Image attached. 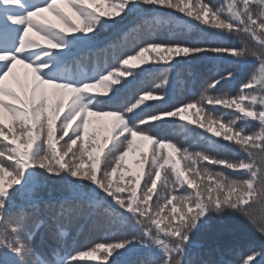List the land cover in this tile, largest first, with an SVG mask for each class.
<instances>
[{
	"label": "snow or ice",
	"instance_id": "snow-or-ice-1",
	"mask_svg": "<svg viewBox=\"0 0 264 264\" xmlns=\"http://www.w3.org/2000/svg\"><path fill=\"white\" fill-rule=\"evenodd\" d=\"M146 11L154 15L143 17L144 23L170 24L177 19L172 15L175 11L189 18L184 20L189 28L196 21L213 29L208 33L213 38L248 37L253 43L239 48L200 42L140 43L111 67L98 65L91 73L71 70L68 58L74 49L96 42L105 31ZM137 28L130 26L122 37L127 40L128 33ZM153 53L159 57L156 62L164 64L172 57L195 59L201 54L227 53L236 64L255 61L258 65L235 95L221 93L217 87L221 80L233 78L228 72L210 82L200 100L145 116L152 107L146 102L163 99V93L143 91L133 98L121 93L142 74L159 71L142 67L150 63L146 54ZM18 64L29 70L23 83L14 71ZM167 83L165 77L156 88ZM219 108L226 111L217 116ZM191 109L207 113L195 122L203 129L195 135L210 150L243 152L246 157L193 153L167 140L163 133L174 124L170 118ZM227 110L239 115L225 120ZM88 116L107 118L111 123L90 130L93 122ZM251 122H257L258 129L250 133L246 129ZM181 127L194 133L187 125ZM61 140L64 144L58 147ZM138 142L153 146L151 158ZM134 151H139L141 160L128 188L123 186V174L119 181L115 177ZM41 172L65 181L90 208L140 235L68 255L53 252L52 260L38 257L33 262L31 257L38 254L31 246L27 215L23 209L14 212L13 201L17 194L31 190ZM153 196L155 205L150 203ZM169 205L170 212L161 217ZM226 211L246 218L264 235V0H226L219 5L206 0H0V264H75L84 258L107 261L114 252L111 264H120V257L132 253L137 245L150 251L154 264H185L193 231L207 215ZM253 259L249 255L244 264ZM256 264H264V256Z\"/></svg>",
	"mask_w": 264,
	"mask_h": 264
},
{
	"label": "trees",
	"instance_id": "trees-1",
	"mask_svg": "<svg viewBox=\"0 0 264 264\" xmlns=\"http://www.w3.org/2000/svg\"><path fill=\"white\" fill-rule=\"evenodd\" d=\"M206 2L219 5L226 2V0H206ZM160 11L166 10L161 9ZM44 15L48 16L49 19H54L49 13ZM153 15L154 13L146 11L129 17L113 29L105 31L99 40L92 43L104 41L103 45L99 48L84 50L82 55L69 62L71 70L89 72L98 65L100 67H111L121 55L130 54L133 46L140 43L200 42L205 46L237 48L253 43L248 37L238 38L232 36L223 40L213 38L208 35V33L214 31L213 29L196 21H193V27L189 28L184 25V20L189 18L175 11L172 12V15L177 19L170 24H157L154 21L144 23L143 17ZM130 26H138L137 31L128 33L127 40H125L121 33L127 31ZM115 28L122 29L118 35H115ZM111 36H113L112 39L108 40ZM77 49H74L73 52ZM213 56L216 58H211ZM146 58L149 59L150 63L143 64L142 67L159 69V71L142 74L121 93L124 98L136 97L138 93L142 94L143 91H155L156 94L163 93V99L146 102L151 104L152 107L144 113L145 116L160 111H171L181 105L200 100L208 84L215 79H220L221 76L226 77L228 72L233 73V78L221 80V84L217 87L221 93L235 95L239 92L241 85L247 82L258 65V62L255 61L248 65L236 64L233 62L234 58L227 53L209 54L208 56L201 54L195 59L172 57L168 64L157 63L156 60L159 57L155 53L151 56L146 54ZM177 59L186 60V62L177 63ZM140 70L138 68L135 71L139 72ZM28 71V69L22 67L17 74L21 83L24 82L25 73ZM165 77L168 80L167 85L157 89L156 85L162 84ZM128 79L133 78L128 77ZM13 86L15 87L14 84ZM205 107L212 106L205 105ZM225 111L219 108L215 115L220 116ZM227 111L228 114L223 117L225 120L239 115L234 110ZM206 115V112L197 114L195 109L180 113L178 116L170 118L174 124L163 135L181 149L187 148L193 153L204 151L213 156L229 159L245 158L246 153L243 152L234 155L231 151H212L204 141L195 135L196 132L203 131L195 122L206 117ZM180 116H183L184 119L181 120ZM61 119H63V116H61ZM88 120L93 122L90 123V130L93 127H102L111 123L107 118L94 116H88ZM189 120L194 121V123L188 124ZM59 123L60 121H57V125ZM181 125L193 128L194 133H187ZM257 129L258 123L251 122V126L246 130L251 133ZM71 134L70 131L69 135ZM204 134L211 135L206 132ZM59 135L58 132L57 136L59 137ZM213 139H219L220 143L229 148L235 147L220 138L213 137ZM64 140H67V137ZM64 140L59 141L58 147L64 144ZM138 145L140 150L148 152L149 158H151L150 148L153 146H148L144 142H138ZM140 160L139 151L130 153L117 172L115 180L119 181L121 174H123V186L130 188L133 178L139 172ZM184 163L181 159L182 166ZM209 167L213 170H224L237 178H246V176L239 173L222 169V166L209 165ZM145 172H147V165H145ZM189 176H191V173H189ZM5 182H10V178L5 177ZM183 190L181 189V191ZM9 191H12V189H9ZM157 191L160 192V182H158ZM155 201L156 197L153 196V201L150 203L155 205ZM13 205L14 212L23 209L27 215V228L32 233L31 246L34 252L38 254L31 257L33 262L38 257L52 260L53 252L68 255L90 250L98 243H113L130 239L133 235H140L138 232L134 233L127 225L112 222L110 217L102 211L90 208L86 201L74 195L71 187L65 181L49 177L42 172L35 177L30 191L16 195ZM171 207L169 205L164 213H161V217L170 212ZM24 238L27 241V234L24 235ZM105 255L106 253H99L101 257ZM249 255L254 256L251 264H256L257 261L261 260V256H264V235H261L257 228L246 218L237 217V214L226 211L223 215L212 213L204 218L198 230H194L190 236V243L186 245L184 259L185 264H244ZM115 256L116 253L114 252L113 256L108 257L107 261L84 258L77 260L75 264H111ZM120 264H154V262L150 251L137 245L132 253L120 257Z\"/></svg>",
	"mask_w": 264,
	"mask_h": 264
}]
</instances>
